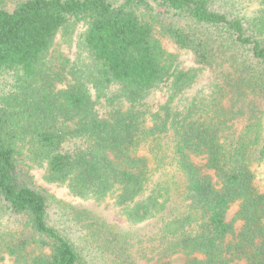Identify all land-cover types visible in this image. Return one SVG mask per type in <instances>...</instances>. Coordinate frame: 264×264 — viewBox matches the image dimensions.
<instances>
[{
	"label": "trees",
	"instance_id": "16d2710c",
	"mask_svg": "<svg viewBox=\"0 0 264 264\" xmlns=\"http://www.w3.org/2000/svg\"><path fill=\"white\" fill-rule=\"evenodd\" d=\"M79 23L90 64L55 70L57 35ZM157 32L208 71L209 98L182 103L199 72L182 70ZM10 72L15 91L0 99V264H88L70 224L52 221L60 201L23 159L76 197L111 199L132 223L157 220L148 243L161 262L181 253L185 264H264V0L251 17L237 0H0V74ZM113 86L119 92L108 97ZM162 88L166 102L150 111ZM102 99L112 108L106 118L96 108ZM237 202L238 235L227 221ZM71 208L69 223L118 264H140L102 216Z\"/></svg>",
	"mask_w": 264,
	"mask_h": 264
},
{
	"label": "rangeland",
	"instance_id": "374dc122",
	"mask_svg": "<svg viewBox=\"0 0 264 264\" xmlns=\"http://www.w3.org/2000/svg\"><path fill=\"white\" fill-rule=\"evenodd\" d=\"M239 9L242 14L253 16L259 9V0H237ZM85 31V25L79 23L74 31L70 32V35L64 36L63 33L57 35L54 46L51 49V54L49 57L50 62H52V68L58 70L62 64L69 62V66H79L82 64H90L89 55L84 52L80 47L81 36ZM158 39L161 40L163 48L167 53L173 54L177 57L179 67L182 70H197L199 72V80L197 84L188 91L183 97L182 103H186L188 100L193 97L198 96L200 98H209L213 93L210 88L211 85L208 83V71L203 70L195 62V58L192 53L182 50L177 47L172 40L165 38L160 35L159 32L156 33ZM17 76L15 73H2L0 74V99L2 97L10 95L15 91ZM70 80V78L68 77ZM65 85H61L60 88H64ZM91 89V93L94 99L97 101L96 93ZM167 88H162L154 91L150 98L147 101V108L150 111L156 112L159 110L160 106L166 102L167 99ZM119 92L117 86L111 87L108 93V97L116 96ZM97 112L101 118L108 117L110 111L112 110L111 106L105 100H101L97 103ZM115 108L128 109L129 105L126 102L118 101V104ZM147 122L149 127L152 126L150 120ZM24 160L25 166L31 171L36 185L54 195L60 203L55 205L51 209L52 221H55V225L65 224L64 220L68 222L67 226L70 224L71 236L81 247L86 261L88 264H118L119 259L114 257L112 253L106 250L100 242L95 238L93 239L91 234L88 233L87 229H84L81 225L75 223H69V219L72 218V208L71 207H86L93 209L98 215L102 216L108 224H110L116 231L121 234H124L132 245L133 252H138L137 259L140 261V264H185V257L181 253H177L171 258L161 262L159 257L151 256L149 248H151L149 239L152 238V235H156L158 230V221L151 220L145 223L135 224L128 221L125 216L122 214L121 210L115 207L113 201L108 199L103 203H97L93 199L84 200L82 198L76 197L71 193L69 188L65 185L50 183L47 180V171L46 168L33 165L28 160ZM193 162L200 166L204 167L206 160L204 157H192ZM207 175L213 177L214 172L206 171ZM258 177L260 185H264V165L258 169ZM240 209V203H234L231 205L230 210L228 211L227 221L233 223L235 226V234L238 235L241 232L244 223L237 220V214ZM68 214V215H67ZM66 217V218H65ZM159 233V232H158ZM147 235V236H146ZM147 237V239H146ZM3 264H18L15 259L7 257ZM231 264H247L246 258L233 260Z\"/></svg>",
	"mask_w": 264,
	"mask_h": 264
}]
</instances>
